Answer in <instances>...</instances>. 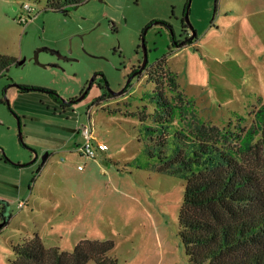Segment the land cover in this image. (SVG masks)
Masks as SVG:
<instances>
[{
    "label": "rangeland",
    "instance_id": "rangeland-1",
    "mask_svg": "<svg viewBox=\"0 0 264 264\" xmlns=\"http://www.w3.org/2000/svg\"><path fill=\"white\" fill-rule=\"evenodd\" d=\"M187 2L86 0L63 13L44 0H0V54L23 61L0 77V196L9 203L0 264L35 233L69 253L84 239L111 241L116 264H188L178 225L185 180L160 171L172 138L159 145L156 132L252 126L264 96V0H191L196 40L175 48ZM145 30L149 61L162 59L159 81L145 76L97 102L94 87L65 109L42 91L77 99L97 73L120 92ZM156 93L172 120L156 113ZM88 112L106 148L94 160L76 151Z\"/></svg>",
    "mask_w": 264,
    "mask_h": 264
},
{
    "label": "trees",
    "instance_id": "trees-1",
    "mask_svg": "<svg viewBox=\"0 0 264 264\" xmlns=\"http://www.w3.org/2000/svg\"><path fill=\"white\" fill-rule=\"evenodd\" d=\"M44 1L48 9L66 12L85 0ZM15 62L0 54V77ZM154 97L156 113L172 120L174 107L159 93ZM259 102L246 131L201 125L196 132H156L159 145L172 138L160 171L185 180L178 225L188 264H264V96ZM113 247L111 241L84 239L69 253L46 248L35 233L13 246L11 264H116Z\"/></svg>",
    "mask_w": 264,
    "mask_h": 264
},
{
    "label": "flooded vegetation",
    "instance_id": "flooded-vegetation-1",
    "mask_svg": "<svg viewBox=\"0 0 264 264\" xmlns=\"http://www.w3.org/2000/svg\"><path fill=\"white\" fill-rule=\"evenodd\" d=\"M85 1H83V2H85ZM59 12L66 13V12L62 11V9L59 10ZM185 12H186V7L184 10L182 20H181V31H180V37H181L180 41H183V42L180 45L173 44V45H175L174 46L175 48H177L178 46H179V48H183L184 46L185 47L190 46L196 40V35L192 40H189V38H191V36H192V31L190 30L189 24L186 23ZM141 38H142V35L140 37V46H139L141 57L130 68L129 73L127 74L125 83L123 84L121 91L120 92L110 91L105 77L102 74L96 73L92 76L93 81L90 85L89 90L87 91L86 96L88 95L90 89L95 87L98 94H97V97H95L93 101L94 102L103 101V100H106L108 98H112L116 95L120 96V95L125 94L128 89H130L135 83L139 82L145 76L152 77L154 82L159 81L160 68L162 67L160 62L162 59H156L154 62H150L149 61V52L147 50L146 43H145L146 52H144V50L142 49V46H141ZM171 38L173 39L174 36H171ZM19 62L20 61H16L14 65L18 66V65L23 64V63L19 64ZM154 77H155V80H154ZM18 89H19V91L22 92V91H26L28 88L19 87ZM42 91L48 93L49 96L55 100V102H58L61 105V107L63 109H65V108H68L69 106H71V104H74V103H70V102L77 100L83 94V92L85 90L82 91V93L80 94L79 97H77V99H73V100H69V101L62 100L58 95L55 94V92L46 91V90H42ZM0 103H2V102L0 101ZM75 103H77V102H75ZM37 158H38V156H35V159H37ZM1 160L4 164H9L13 167L19 168V166L11 164L5 157H2ZM44 162L42 164H44ZM41 166H40L38 172L41 170V168H42ZM22 167H24V166H22ZM7 203H8L7 198L0 196V219H1V222L3 224L6 223V221H5L6 220V213H8V211H9V203H8V205H7Z\"/></svg>",
    "mask_w": 264,
    "mask_h": 264
},
{
    "label": "built area",
    "instance_id": "built-area-1",
    "mask_svg": "<svg viewBox=\"0 0 264 264\" xmlns=\"http://www.w3.org/2000/svg\"><path fill=\"white\" fill-rule=\"evenodd\" d=\"M23 9L30 11L28 4L23 6ZM88 124L80 126L78 132L81 138V142L76 146L77 153L87 159L94 160L96 157L97 151H105V147L96 141L94 137L93 123L91 121V113L87 114ZM80 169V167H78ZM24 203L19 204V208H22Z\"/></svg>",
    "mask_w": 264,
    "mask_h": 264
},
{
    "label": "water",
    "instance_id": "water-1",
    "mask_svg": "<svg viewBox=\"0 0 264 264\" xmlns=\"http://www.w3.org/2000/svg\"><path fill=\"white\" fill-rule=\"evenodd\" d=\"M190 4H191V0H188L187 5H186L185 19H186V23L189 24V26H190V30L192 31V36H191V38H189V40H192L195 37L196 34L193 31V28L190 25L189 20H188ZM145 33H146V30L143 32V35H142V38H141V46H142V49L144 50V52H146L145 39H144ZM171 34H172V32H171ZM22 63H23V61L19 62V64H22ZM92 81H93V77L90 79L89 84H88L86 90L83 92V94L77 100L72 101L70 103H75V102H79V101L83 100L85 98L86 94H87V91L90 88V85H91ZM19 137H20V140H21V136H19ZM44 161H45V158H43V162ZM13 165H16V166H19V167L24 166V165H20V164H13ZM7 205H8V203H7ZM8 219H9V213H6V220L5 221L7 222Z\"/></svg>",
    "mask_w": 264,
    "mask_h": 264
},
{
    "label": "crops",
    "instance_id": "crops-1",
    "mask_svg": "<svg viewBox=\"0 0 264 264\" xmlns=\"http://www.w3.org/2000/svg\"><path fill=\"white\" fill-rule=\"evenodd\" d=\"M105 151H106V149H105ZM102 152V151H101ZM46 158H48V155H47V157ZM46 160V159H45ZM46 247V246H45ZM52 247H54V246H52V245H49L48 247H46V248H52Z\"/></svg>",
    "mask_w": 264,
    "mask_h": 264
}]
</instances>
